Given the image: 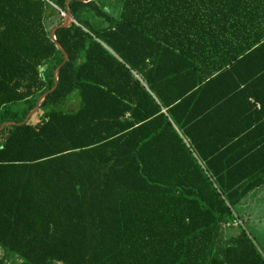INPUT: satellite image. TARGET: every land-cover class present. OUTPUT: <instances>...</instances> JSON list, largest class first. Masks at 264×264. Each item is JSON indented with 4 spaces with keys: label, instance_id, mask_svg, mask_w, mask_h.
<instances>
[{
    "label": "trees",
    "instance_id": "16d2710c",
    "mask_svg": "<svg viewBox=\"0 0 264 264\" xmlns=\"http://www.w3.org/2000/svg\"><path fill=\"white\" fill-rule=\"evenodd\" d=\"M67 1L0 0V264H264L222 238L264 186V0Z\"/></svg>",
    "mask_w": 264,
    "mask_h": 264
},
{
    "label": "rangeland",
    "instance_id": "374dc122",
    "mask_svg": "<svg viewBox=\"0 0 264 264\" xmlns=\"http://www.w3.org/2000/svg\"><path fill=\"white\" fill-rule=\"evenodd\" d=\"M78 105V101L73 100L69 103L67 109L74 110ZM237 212L240 220L234 225H224L222 227L223 240L230 239L244 227L255 239L256 244L264 249V186L248 195L237 206ZM1 255L3 256V253Z\"/></svg>",
    "mask_w": 264,
    "mask_h": 264
},
{
    "label": "water",
    "instance_id": "95a60500",
    "mask_svg": "<svg viewBox=\"0 0 264 264\" xmlns=\"http://www.w3.org/2000/svg\"><path fill=\"white\" fill-rule=\"evenodd\" d=\"M73 0H68L67 1V13L64 17V22H63V25L62 27H65V28H68L72 25V23L74 22V18L72 16V13H71V10H70V3L72 2ZM82 1H85V0H82ZM57 29L58 28H55L53 31H52V34H51V37L53 39V41H56L57 42V38H56V32H57ZM57 45L58 47L64 52V56H65V62L62 66H60L59 68H57V70L55 71V82H56V85L54 87V89H52L51 91L49 92H46L45 94H43L41 96V98L39 99L38 101V104L36 106V108L34 110H32L30 112V114L26 117V119L24 120L23 124H26L31 118L32 116H34L40 109L42 103L46 100L47 96L49 94H51L52 92H54L57 88H58V85H59V75H60V70L61 68L68 62L69 60V56L67 54V52L64 50V48L57 42ZM16 125L15 123H12V122H9V123H5L4 125L1 126L0 128V132L7 126H14Z\"/></svg>",
    "mask_w": 264,
    "mask_h": 264
}]
</instances>
